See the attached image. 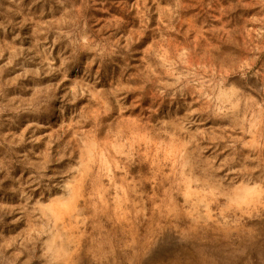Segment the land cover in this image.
<instances>
[{
    "label": "rangeland",
    "instance_id": "374dc122",
    "mask_svg": "<svg viewBox=\"0 0 264 264\" xmlns=\"http://www.w3.org/2000/svg\"><path fill=\"white\" fill-rule=\"evenodd\" d=\"M0 264H264V0H0Z\"/></svg>",
    "mask_w": 264,
    "mask_h": 264
}]
</instances>
